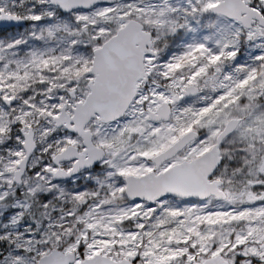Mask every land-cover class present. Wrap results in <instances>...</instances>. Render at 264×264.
<instances>
[{"label": "snow or ice", "instance_id": "6c2138e0", "mask_svg": "<svg viewBox=\"0 0 264 264\" xmlns=\"http://www.w3.org/2000/svg\"><path fill=\"white\" fill-rule=\"evenodd\" d=\"M0 264H264V0H0Z\"/></svg>", "mask_w": 264, "mask_h": 264}]
</instances>
